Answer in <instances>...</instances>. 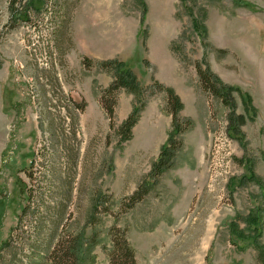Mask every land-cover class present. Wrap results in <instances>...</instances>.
<instances>
[{"label": "rangeland", "instance_id": "rangeland-1", "mask_svg": "<svg viewBox=\"0 0 264 264\" xmlns=\"http://www.w3.org/2000/svg\"><path fill=\"white\" fill-rule=\"evenodd\" d=\"M9 1L0 0V264H50L37 252L78 234L84 264H111L115 226L136 264H264V230L239 250L227 226L262 200L264 0H48L27 21ZM111 59L142 88L118 91L112 127L101 104L114 78L101 62ZM198 64L239 88L242 143L227 134L232 109L204 91ZM162 86L193 125L153 181L174 126ZM143 104L124 140L123 122Z\"/></svg>", "mask_w": 264, "mask_h": 264}, {"label": "trees", "instance_id": "trees-1", "mask_svg": "<svg viewBox=\"0 0 264 264\" xmlns=\"http://www.w3.org/2000/svg\"><path fill=\"white\" fill-rule=\"evenodd\" d=\"M48 0H10L9 6L12 10V15H22V20H29L30 13L34 12L39 14L47 6ZM44 8V9H43ZM14 17V16H13ZM86 64V63H85ZM101 68L104 70H112L114 73L113 81L102 92L101 104L108 114L111 127L114 126L115 105L117 99V93L120 89H125L128 92L139 94L142 92L141 84L138 77L130 68L126 62L111 59L101 62ZM197 73L200 77L201 85L207 93L220 98L223 103L232 109L231 115L228 120L226 128L227 134L232 138H236L240 143L243 142V134L240 126L243 124V118L241 116H235L234 113V100L233 93L238 92L239 88L236 86H229L224 84L210 67H203L201 64L197 65ZM163 87V86H162ZM163 90L167 93V102L170 114L173 119V128L171 130L168 142L162 146L157 160L152 165L150 171V177L153 181H156L159 176L164 172L171 169L175 164V158L177 151H179L183 142L180 140L177 142L176 137L179 134L187 131L192 127L193 122L190 119L181 121L180 111L183 108L180 97L171 87H163ZM141 106H135L126 120L123 122L120 133L124 140L129 139L132 136V129L136 125L139 117V112L142 109ZM253 178V176H251ZM256 183L261 189V203L252 208L245 216H236L230 223H228V229L230 231V239L233 245L239 250H245L252 245L258 244V241L263 234L264 230V184L261 180H257ZM153 182L146 186H140L131 196V202L129 207H133L134 204L143 200V198L150 192ZM41 221L39 219V225ZM242 225H245L242 227ZM113 241L115 243V249L111 253V264H136L134 251L125 237V231L120 230L116 226L112 228ZM86 240L81 234L78 235H61L52 250L46 254L36 252L41 256L42 263L45 262V257L48 258L50 264H84L85 260L82 257V249ZM45 253V254H44ZM46 258V259H47Z\"/></svg>", "mask_w": 264, "mask_h": 264}, {"label": "crops", "instance_id": "crops-1", "mask_svg": "<svg viewBox=\"0 0 264 264\" xmlns=\"http://www.w3.org/2000/svg\"><path fill=\"white\" fill-rule=\"evenodd\" d=\"M163 145H165V143H161V145H159V146L157 147V149L160 148V147L162 148Z\"/></svg>", "mask_w": 264, "mask_h": 264}]
</instances>
